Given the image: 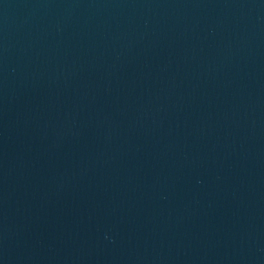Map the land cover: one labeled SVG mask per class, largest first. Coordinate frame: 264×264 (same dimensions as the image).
Returning a JSON list of instances; mask_svg holds the SVG:
<instances>
[{
  "label": "water",
  "instance_id": "1",
  "mask_svg": "<svg viewBox=\"0 0 264 264\" xmlns=\"http://www.w3.org/2000/svg\"><path fill=\"white\" fill-rule=\"evenodd\" d=\"M0 264H264V0H0Z\"/></svg>",
  "mask_w": 264,
  "mask_h": 264
}]
</instances>
